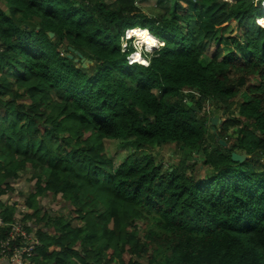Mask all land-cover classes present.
<instances>
[{"label": "trees", "instance_id": "trees-1", "mask_svg": "<svg viewBox=\"0 0 264 264\" xmlns=\"http://www.w3.org/2000/svg\"><path fill=\"white\" fill-rule=\"evenodd\" d=\"M139 1L0 0V248L23 221L30 264H264L262 2L165 0L167 17ZM137 27L164 42L149 65L123 50Z\"/></svg>", "mask_w": 264, "mask_h": 264}, {"label": "rangeland", "instance_id": "rangeland-1", "mask_svg": "<svg viewBox=\"0 0 264 264\" xmlns=\"http://www.w3.org/2000/svg\"><path fill=\"white\" fill-rule=\"evenodd\" d=\"M102 1L111 2L112 0H102ZM228 1H230L231 3H233L232 0H228ZM165 2H166L165 0H142V1H139V5L141 7H143L145 9V12H147L149 15H151L153 13L166 12L167 17H170L171 16V11H170L171 9L170 8L167 9L166 6H164ZM185 26L188 27L190 29V31H192V32H195L196 33L198 31V27L196 26V24H195V22H194L193 19H191L189 22H187V24H185ZM233 29H234V27L233 28L232 27H228L226 29V31H224V36L230 35L231 34V31ZM128 35H130V32H129ZM145 35H146V33L144 34V36ZM125 36H126V33H125ZM144 36L141 38V40H143ZM126 43H127V41L124 42V44H123V50L124 51L127 49L126 46H125ZM138 43H139V40H138ZM155 43H157L156 44V47H158V45H159L158 42H155ZM142 45H140V47H139V48H141V52H143V54H146L145 56H147V57L152 56V54H153L152 51H147L146 49H144V47H142ZM147 47H148V45H147ZM250 83H253V80H251ZM201 116H202V114H201ZM105 144H106L107 154L109 155L110 158H112V159H114L116 161H120L121 158L127 152H129V150L126 151V148H125L124 145L121 144V146H120L119 145V142H117L116 140H110V139L108 140V139H106L105 140ZM129 147H130V150H131V146L130 145H129ZM158 155H160V158L163 160V162H166L168 165L175 164L180 159H182V153H181V151H179L178 148H176V146H174V145H165L164 147H162L160 149V151L158 152ZM33 172H35V170ZM205 172H206V170H205L204 167L203 168H199L198 177L200 178L201 176H204ZM21 175H24V174L21 173ZM28 176L29 175H24L17 182V183H19V184L16 185V187H17L18 190H21L23 188V190L25 189V192H27V189L25 187H26V185L28 183V181H27ZM8 197L9 196H5L4 198L8 200ZM23 198H24V196L17 195V196H11V198H9V199H10V202H13V201L22 200ZM42 204L49 206L51 208L50 210L51 211H55V212H65V213H67L69 211V208H70L69 207V204L65 200H63V199H61V201L56 202L52 198L45 197L42 200ZM20 209H23V206H21ZM0 220H1V218H0ZM23 223H24V225H26V222H23ZM140 224L142 225V223H140ZM31 235L34 236L35 234H31ZM36 243H38V241H36ZM4 244H7V243H4ZM6 259H8L9 261L11 260L8 257ZM30 262L31 261L29 260V263ZM10 264H12V263H10Z\"/></svg>", "mask_w": 264, "mask_h": 264}, {"label": "built area", "instance_id": "built-area-1", "mask_svg": "<svg viewBox=\"0 0 264 264\" xmlns=\"http://www.w3.org/2000/svg\"><path fill=\"white\" fill-rule=\"evenodd\" d=\"M256 1H259V0H256ZM130 31H132V30H128L126 33V36L124 37V42L127 41V43L125 45L126 47L129 45V40L132 38L130 35H128ZM155 48H148V47L144 46V49H146L147 51H152V52ZM21 210L26 211V207L23 206V209H21ZM11 236L23 237L22 245H15L13 247L14 248L13 254L10 255L7 252V249L9 248L11 241L8 240V241L3 242V244L1 245V248H0V251H1L0 252V259H6L8 257L11 259L10 263H12V264H30L29 260H27L25 258V256L30 257L32 255V251L34 249V246H33V244H30L29 246H27L24 243L31 241L32 235L26 231L25 225L22 221H16V223L14 225H12ZM4 243H7V244H4Z\"/></svg>", "mask_w": 264, "mask_h": 264}, {"label": "water", "instance_id": "water-1", "mask_svg": "<svg viewBox=\"0 0 264 264\" xmlns=\"http://www.w3.org/2000/svg\"><path fill=\"white\" fill-rule=\"evenodd\" d=\"M49 35H50V37H55L54 32H49ZM69 49L71 51H73L74 53H68L67 54L68 57L74 58L75 57L74 54H76L77 57H75V61H76V63H80L82 65V67L88 68L91 64H93V61L84 57V55L79 50H76L73 47H69ZM189 104L192 105L193 103L190 101ZM211 120H212V123L214 126L218 125L219 118L217 116L212 117ZM221 143L223 145H226L225 141H223V140H221ZM249 158H250V155H248L246 152H234V153H232V160L234 162H237V163H243Z\"/></svg>", "mask_w": 264, "mask_h": 264}, {"label": "clouds", "instance_id": "clouds-1", "mask_svg": "<svg viewBox=\"0 0 264 264\" xmlns=\"http://www.w3.org/2000/svg\"><path fill=\"white\" fill-rule=\"evenodd\" d=\"M259 1L262 2V6H263V9H264V0H259ZM259 22H260V24H261L262 26H264V17H263ZM128 30H132V29H128ZM128 30H127V31H128ZM127 31H126V33H127ZM129 42H131V44L133 45V47H135V51L129 56L130 63H131V64H133V63H140V64H143V65H149V60L145 57V54H143V52H141V49L139 48L140 45H139V43H138V41H137V37H136V36H132V38L129 40ZM161 42H163V41H161ZM162 44L164 45V42H163ZM162 44H161V45H162ZM161 45H158V47H160ZM142 46H143V45H142ZM145 46H146V45H145ZM143 47H144V46H143ZM158 47H156V48H158ZM138 52L141 53L142 58H144V59L148 62V64H144L142 61H135V60L132 59L133 55H134V54H137ZM131 60H132V61H131Z\"/></svg>", "mask_w": 264, "mask_h": 264}, {"label": "bare ground", "instance_id": "bare-ground-1", "mask_svg": "<svg viewBox=\"0 0 264 264\" xmlns=\"http://www.w3.org/2000/svg\"><path fill=\"white\" fill-rule=\"evenodd\" d=\"M140 30V31H148V32H150L148 29H146V30H141L140 28H134V29H132V31H130V36L132 37V36H136L137 37V41L139 40V45H142L143 44V46H145L146 45V47H147V45H148V48H155L156 47V44L157 43H155V42H157L156 40H153V39H151L150 41H148V42H146V43H144L142 40H141V38L138 36V34H137V32H135V30ZM147 33V32H146ZM151 33V32H150ZM152 34V33H151ZM153 35V34H152ZM149 36V35H148ZM147 36V37H148ZM147 39V38H146ZM159 39V38H158ZM163 43V42H162ZM137 54H139V55H141V53L140 52H138ZM137 54H134L133 55V57L134 56H136ZM142 56V55H141ZM132 57V58H133ZM135 61H142L144 64H148V62L144 59V58H142L141 57V60H135Z\"/></svg>", "mask_w": 264, "mask_h": 264}, {"label": "crops", "instance_id": "crops-1", "mask_svg": "<svg viewBox=\"0 0 264 264\" xmlns=\"http://www.w3.org/2000/svg\"><path fill=\"white\" fill-rule=\"evenodd\" d=\"M160 41H162V40H160ZM0 264H9V262L6 259H0Z\"/></svg>", "mask_w": 264, "mask_h": 264}]
</instances>
